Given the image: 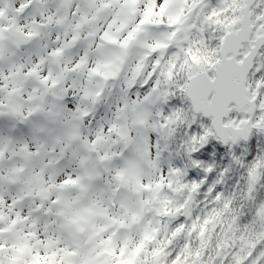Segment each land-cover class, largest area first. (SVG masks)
I'll return each mask as SVG.
<instances>
[{"label": "snow or ice", "instance_id": "1", "mask_svg": "<svg viewBox=\"0 0 264 264\" xmlns=\"http://www.w3.org/2000/svg\"><path fill=\"white\" fill-rule=\"evenodd\" d=\"M0 264H264V0H0Z\"/></svg>", "mask_w": 264, "mask_h": 264}]
</instances>
